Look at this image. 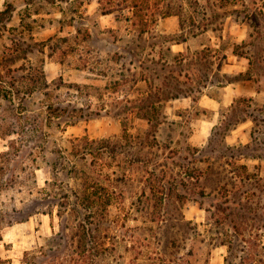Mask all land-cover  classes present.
<instances>
[{
    "label": "rangeland",
    "instance_id": "374dc122",
    "mask_svg": "<svg viewBox=\"0 0 264 264\" xmlns=\"http://www.w3.org/2000/svg\"><path fill=\"white\" fill-rule=\"evenodd\" d=\"M6 1L13 4L14 10L10 20L0 21V69L5 72L9 67H23L20 73L34 74L43 69L50 82L51 95L38 90L27 100L31 111L19 118L10 112L11 103L0 97V209L3 212L24 207L36 186L44 187L52 178L51 168L43 159L45 151L41 152V148H45L50 157L59 146L75 152L82 143L77 137L116 140L123 134L125 124L135 134L146 132L149 124L139 117L144 111L134 110L132 102L149 96V86L166 87L169 82L180 81L183 91L192 92L197 101L191 96L164 101L161 111L166 122L158 131L159 146H147L141 150L131 146L132 153L138 150L139 157L147 158L138 159L131 153L121 167L111 157L90 156L85 163L79 162L93 172L117 171L111 177L121 176L117 189L123 191L125 199L112 207L101 227L96 229V220L92 219L94 230L89 233L88 225L79 228L84 213L54 206L52 214L36 213L30 220L4 229L0 241L4 264H71L77 256L74 250L81 242L113 246L106 256L97 258L91 254L89 260L92 264H131L136 259L138 262L147 261L160 246V239L167 242L176 233H181L179 241L188 242V248L202 239L208 241L211 233L206 223L207 213L195 201L199 200L197 195L181 202L171 201L172 204L168 200L166 209L174 212L175 218L165 222L162 215H158L160 208L154 210L147 202L139 205L138 200L145 178L153 168L160 176L158 179L165 178L170 182L167 186H171L173 199L177 194H186L191 188L198 187L181 182L187 181L184 175L193 173L197 165L203 166L201 160L194 163L195 148L208 144L213 128L220 123L221 113L231 105L233 97L254 95L257 103L264 106V89L258 92L255 87L264 86V82L239 79L240 72L248 69L249 59L233 52L235 43L247 37L251 26L236 12H227L223 28L215 29L222 21L218 10L223 12L228 8L219 7L223 0H142L138 16H134L130 9L131 0H114L109 7L114 8V12H105L106 0H0V10ZM261 4L246 3L251 9ZM240 7L245 8L244 5ZM168 10L170 14L164 15L163 12ZM181 10L184 17L194 15L195 20H199L195 21L197 24H208L212 28L188 38L179 37ZM147 22L151 31L140 36L139 24ZM178 38H182L180 43H170ZM170 44L171 51L168 49ZM16 47L25 48V52H21L20 59L12 65L8 53ZM207 47L212 50L207 59L196 55ZM180 54L187 59L178 67L175 57L181 58ZM212 60H216L210 69L213 75L204 81L203 70H207L206 66ZM33 80L30 79L25 86H36ZM229 80L234 82L229 83ZM58 86H64L62 96L67 102L83 108L82 114L95 112L93 116L81 118L76 124H60L59 114L47 110L49 103L59 102ZM68 86L74 87L70 89ZM77 86L82 90L77 91ZM157 94L155 92L154 96ZM211 97L216 99L214 104ZM13 122L15 125L11 130L16 133H5V128ZM252 126L251 120L239 124L226 137L227 143L249 142ZM21 146L28 148L29 153L11 178V169L16 164L5 168L10 163L2 152L16 151ZM197 156L203 157L201 153ZM249 163L251 166L262 164L264 173V160H250ZM35 167L38 168L34 175ZM125 169L127 175H123ZM165 173L167 177L163 176ZM60 178H64L65 183L64 188L59 189V202L67 200L72 206L76 205L74 196L63 197L69 192L68 184L77 185L76 181L70 183L66 180L68 178ZM59 208L66 226L56 235L62 223ZM155 216L159 217L153 220ZM189 220L191 226L197 224V234L193 230L183 234ZM181 224L184 226L180 229ZM73 232L79 235L72 238ZM185 236L187 239L182 240ZM208 246V242L199 243L200 249ZM227 253V246H213L209 264H226Z\"/></svg>",
    "mask_w": 264,
    "mask_h": 264
},
{
    "label": "trees",
    "instance_id": "16d2710c",
    "mask_svg": "<svg viewBox=\"0 0 264 264\" xmlns=\"http://www.w3.org/2000/svg\"><path fill=\"white\" fill-rule=\"evenodd\" d=\"M142 2V0H131L130 9L134 16H138L141 11ZM247 2L254 4L261 2L262 4L258 8L251 9L246 5ZM112 3H114V0H106L107 10L105 12H114V8H109ZM242 5L245 8H241ZM219 7L228 8L223 12L218 10V16L222 17V21L220 26L214 27L215 29L223 28L227 12H236L241 20L251 26V31H249L247 37L242 42H236L233 50L234 54L249 59L248 69L240 72L238 78L254 83L264 82V0H223ZM181 8L184 9V6L182 5ZM13 10V4L6 1L5 7L0 10V21L10 20ZM182 12L183 10L179 12L181 18L179 37L188 38L189 35L195 36L212 28L208 24H197L195 21L199 20H195L196 16L185 15L184 17ZM163 14H170V10L163 12ZM150 31L148 22L139 24L138 34L140 36ZM182 38L172 39L170 43H180ZM171 44L168 46L170 51L172 50ZM16 48L11 49V52L8 53L11 54L9 57H11L12 65L20 59L21 52H25V48ZM211 53V48L207 47L198 51L196 55H202L207 59ZM180 55H182L181 58L180 56L178 59L175 57V64L178 67L184 64L187 59L184 54ZM214 56L216 57V55ZM215 61H210L206 66L207 70H203L204 81H208L213 75V71L210 69L214 67ZM140 67L142 68L143 64H140ZM22 70H24L23 67H9L5 72L0 69V97L11 103L9 106L10 112L13 115L15 113L18 118L31 111L27 100L38 90H42L44 95H51L50 82L47 80L43 69L40 68L35 74L34 72L20 73ZM30 79H34L37 85L29 86L28 84V86H25ZM146 80L148 81V78ZM197 82L201 83L200 80ZM228 82L232 83L234 81L229 80ZM180 83V81L173 82V84L169 82L167 83L168 86L159 88L157 86L154 88L153 85L149 86V96L144 97V99L133 100V109L144 111V113L139 114V117L146 119L149 124L147 131L142 133L143 135L140 132L136 134L131 132L130 127L125 124L123 134L116 140L90 138L89 136L77 137V140L82 143L78 148L75 146V152H70L68 148L59 146L53 150L50 157L46 149L41 148V152L45 151L43 159L51 168L52 178L46 181L44 187L36 186V190L31 192L32 196L24 207H13L7 213L0 209V241L3 239V231L7 226L28 221L36 213L52 214L54 206L84 213L85 217L79 228L81 225H88L89 233L90 231L92 233L93 229L92 224L94 222H92V219L96 220V229L101 227L111 213L112 207L117 204L120 205L125 199L123 191L117 189L121 176L111 177L117 171L101 170L100 172H93L81 166L79 162L85 163L90 156H97L99 159L111 157L117 163V166L121 167L127 155L132 153L131 146L140 150L147 146H159L157 142L158 131L161 125L166 122V116L161 111L164 101L182 96H191L197 101L192 92L183 91ZM68 87L72 89L71 87L74 86ZM255 87L258 92L264 89V86ZM58 88L59 102L49 103L47 110L59 114L60 124L63 122L68 123V125L76 124L81 118L86 117L88 119L93 116L92 114L95 112L82 114L80 111H83V108L72 105L73 102H67L62 96L64 86H58ZM76 90L81 91L82 88L77 86ZM155 92L158 93L157 96H154ZM4 119L7 118L4 117ZM248 120L253 122L251 140L237 145L228 144L226 137L239 124ZM12 125H15V123L8 125L5 128V133H16V130L13 129V132H10L12 131ZM28 151V148L21 146V149L16 151L9 149L2 152L3 157L10 163L5 168L9 166L11 168L16 164L11 169V178L16 175L19 164L25 161ZM32 151L30 152L33 153ZM194 153L196 155L194 163L201 160L204 164L203 166H196L195 164L196 168L192 170L193 173H190L189 176L185 174L184 178L187 181L184 180L181 183L188 186L191 183L198 185V187L191 188L190 192H186V194H177L173 199L171 186H167L170 182L165 178L158 179L160 176L156 174L153 168L149 176L145 178V186L138 201L139 205L147 202L148 206L154 210L160 208V214L158 215H162V220L165 222L175 218L174 212L166 209L169 203L168 200L170 202L175 200L181 202L197 195L199 200L195 199V201L207 213L206 223L210 226L208 230L211 233L209 240L202 239L201 242H197L188 248V242L179 241L181 233H176L171 235L167 242H161L162 239H160V242H158L160 246L156 248V251L151 254L147 261L138 262L136 259L131 264H209L211 248L221 245L228 248L225 259L226 264H264L263 165L254 164L251 166L249 163L250 160H264V106L257 103L254 95L236 96L232 104L221 113L220 123L213 128L208 144L204 147L195 148ZM199 153L203 156L202 158L197 156ZM132 154L136 155L138 159L147 158L143 155L139 157L138 150ZM166 157L167 159L171 158V156ZM92 164L91 162L90 165ZM22 168L26 169V166ZM36 168L38 167L34 168V175ZM1 169H4V166H1ZM126 171V169L123 170V175L128 174ZM62 176L68 178L66 180L69 182L75 180L77 183V185L68 184L69 192H65L66 194L63 196L65 198L74 196L77 199L76 205L73 204L72 206L67 200L59 202V189L62 190L64 188L63 183H65L64 178H60ZM163 176L167 177V174L165 173ZM194 177H196V182H194ZM198 188H200L199 192H197ZM61 208H59L58 214L63 225L61 223L60 232H57L56 235L62 233L66 226ZM159 216L153 217V220ZM194 225L191 226L189 220L184 227L183 234H188L189 230H193L197 234V224ZM183 226L181 224L180 229ZM77 235L79 234L73 232L72 238ZM156 239H158L157 236ZM186 239V236L182 238V240ZM194 239H196V236H194ZM203 242H208L209 246L206 249L199 248V243ZM113 249V246L110 247L105 243L96 242L88 245V242H81L74 250L77 256L71 264H92L89 260L91 254L94 253L98 258L106 256ZM4 262L0 255V264H4ZM44 263H47V260Z\"/></svg>",
    "mask_w": 264,
    "mask_h": 264
},
{
    "label": "crops",
    "instance_id": "0c3cea01",
    "mask_svg": "<svg viewBox=\"0 0 264 264\" xmlns=\"http://www.w3.org/2000/svg\"><path fill=\"white\" fill-rule=\"evenodd\" d=\"M234 98H235V97H233V98H232V100H234ZM210 100H212V101H211V103H213V104H214V102H213V101H215L216 99H215V97H213V98L211 97V99H210ZM232 102H233V101H232ZM231 104H232V103H231ZM43 214H44V213H43ZM29 220H30V219H29Z\"/></svg>",
    "mask_w": 264,
    "mask_h": 264
}]
</instances>
